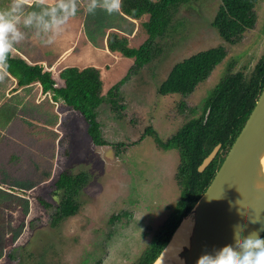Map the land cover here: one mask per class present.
Segmentation results:
<instances>
[{"label":"rangeland","instance_id":"obj_1","mask_svg":"<svg viewBox=\"0 0 264 264\" xmlns=\"http://www.w3.org/2000/svg\"><path fill=\"white\" fill-rule=\"evenodd\" d=\"M87 2L79 0V7ZM221 5L222 0H191L180 6L168 34L150 45L153 59L139 69L135 60L111 55L107 37H100L96 46L90 43L84 14L78 16L72 29L83 37L76 35L73 50L82 67H94L101 74L107 100L97 111V121L107 145L94 144L79 112L58 106L53 154L44 156L49 160L37 163L33 153L24 152L10 166V179L24 188L0 206V264L139 263L181 198L176 179L180 153L162 144L201 116L226 75L242 72L249 78L264 59V0H256L255 28L234 45L225 43L213 27ZM148 19L115 22L131 33L129 47L138 49L148 42L143 27ZM110 32L115 30L106 34ZM219 46L227 56L189 96L158 94L175 64ZM128 74L115 102L109 101L107 92ZM80 173L88 176L75 198L80 208L66 217L60 207L68 195L67 184ZM31 184L34 188L27 189Z\"/></svg>","mask_w":264,"mask_h":264},{"label":"trees","instance_id":"obj_2","mask_svg":"<svg viewBox=\"0 0 264 264\" xmlns=\"http://www.w3.org/2000/svg\"><path fill=\"white\" fill-rule=\"evenodd\" d=\"M190 2L191 0H122L121 9L117 13L109 15L98 8L95 15H92L87 13L85 6L79 7L77 15L85 16L84 30L90 43L96 46L100 37L103 39L107 37L108 50L111 53H121L125 58L134 59L135 69H139L153 59L150 45L153 47L158 39L168 34L178 8ZM9 3L10 0H0V6L4 7ZM255 5L256 0H222L213 27L225 42L237 44L247 30L255 28L257 22ZM145 16H148L149 20L143 23V27L149 38L148 42L138 49L129 47L126 37L115 32L106 34L110 30L131 34L121 30L115 22L118 20L129 22L127 18L141 20ZM226 56L225 47L219 46L198 52L175 64L160 85L158 94L189 96L200 83L210 77L213 69ZM7 72L18 80L19 86L39 82L44 93L52 92L54 100H62L85 118L89 124L88 134L94 144L107 145L105 140H101V126L97 121V111L107 100L102 94L103 81L99 70L94 67L83 70L67 68L60 73L65 86L56 88L51 73L43 72L38 66L31 67L10 54ZM128 77L129 74L107 92L109 101L115 102L113 97L118 94ZM263 89L264 59L255 66L249 78L242 72L226 75L212 91L201 116L187 121L174 136L162 144L165 149H177L180 153L176 179L181 187V198L162 232L154 238L138 264H153L158 259L182 219L193 210L204 195L249 119ZM218 145H221V149L216 159L200 173L198 170L200 165ZM87 178L85 173L70 178L67 184L68 195L60 207L64 216L72 217L78 213L80 205L75 198L87 183Z\"/></svg>","mask_w":264,"mask_h":264},{"label":"crops","instance_id":"obj_3","mask_svg":"<svg viewBox=\"0 0 264 264\" xmlns=\"http://www.w3.org/2000/svg\"><path fill=\"white\" fill-rule=\"evenodd\" d=\"M4 7L0 6V8ZM78 16L81 15H77L69 21L63 33L56 38L54 43L45 45L29 35L25 41L15 46V50L11 54L12 57L25 61L31 67L38 66L43 69V72L51 73L56 83L55 87H64L65 81L60 78V73L63 70L87 68L80 65L73 50L76 44V35L81 34L83 37L81 32L76 34L72 29L77 23ZM127 19L129 23L136 21ZM115 33L129 38L128 34L118 30H115ZM86 43L85 39L83 45L86 46ZM110 54L112 55V53ZM129 61L134 63V59H129ZM104 89L106 88L103 85V91ZM107 89L109 90V88ZM61 105L66 104L62 100H54L52 92L44 93L39 82L19 86L18 80L9 72L0 81V206L5 205L8 195H18V191L24 188L20 187L17 180L10 179L11 164L19 161L24 152L33 153L37 163L41 159L48 161L49 158L44 156H48L49 153L52 156L53 150L50 149V145L54 143L55 146V137L52 133L56 134L59 123L57 108ZM51 156L50 158H52ZM32 188H34L33 184L27 187L29 190Z\"/></svg>","mask_w":264,"mask_h":264},{"label":"water","instance_id":"obj_4","mask_svg":"<svg viewBox=\"0 0 264 264\" xmlns=\"http://www.w3.org/2000/svg\"><path fill=\"white\" fill-rule=\"evenodd\" d=\"M220 149L221 145H218L204 159L198 169L200 173L216 159ZM263 150L264 89L210 186L193 210L182 219L160 256L172 243L183 221L195 209L199 257L205 252L212 253L233 244L234 228L237 225L243 229L242 236L253 231H258L260 237L264 235V230H261L264 229V195L254 197V175ZM181 257L189 261L190 251L185 249Z\"/></svg>","mask_w":264,"mask_h":264},{"label":"clouds","instance_id":"obj_5","mask_svg":"<svg viewBox=\"0 0 264 264\" xmlns=\"http://www.w3.org/2000/svg\"><path fill=\"white\" fill-rule=\"evenodd\" d=\"M121 4L122 0H88L85 10L95 15L99 8L111 15L120 11ZM78 10L79 0H10L0 8V81L7 75L8 59L16 45L29 35L45 45L54 43ZM242 231L235 226L233 244L205 252L196 264H264V238L258 231L247 236Z\"/></svg>","mask_w":264,"mask_h":264},{"label":"bare ground","instance_id":"obj_6","mask_svg":"<svg viewBox=\"0 0 264 264\" xmlns=\"http://www.w3.org/2000/svg\"><path fill=\"white\" fill-rule=\"evenodd\" d=\"M264 195V150L259 156V161L254 175V197L260 198ZM255 198V199H256ZM196 209L182 223L172 243L160 256L155 264H196L199 258V246L197 240ZM189 250L191 258L189 261L181 257V253Z\"/></svg>","mask_w":264,"mask_h":264},{"label":"flooded vegetation","instance_id":"obj_7","mask_svg":"<svg viewBox=\"0 0 264 264\" xmlns=\"http://www.w3.org/2000/svg\"><path fill=\"white\" fill-rule=\"evenodd\" d=\"M256 6V5H255ZM225 42V41H224ZM225 43H227V42H225ZM228 44V43H227Z\"/></svg>","mask_w":264,"mask_h":264}]
</instances>
